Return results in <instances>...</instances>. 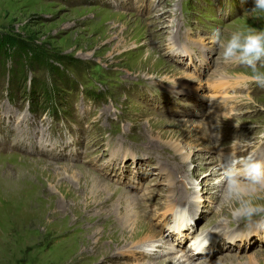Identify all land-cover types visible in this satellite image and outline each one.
Instances as JSON below:
<instances>
[{
	"label": "rangeland",
	"instance_id": "rangeland-1",
	"mask_svg": "<svg viewBox=\"0 0 264 264\" xmlns=\"http://www.w3.org/2000/svg\"><path fill=\"white\" fill-rule=\"evenodd\" d=\"M253 6L0 0V264H158L183 254L192 264H264V232L188 249L201 231L246 225L231 220L214 172L222 156L264 143V89L224 65L208 37L217 27L264 29ZM225 83L240 90L222 111ZM142 231L175 253L138 254Z\"/></svg>",
	"mask_w": 264,
	"mask_h": 264
},
{
	"label": "clouds",
	"instance_id": "clouds-1",
	"mask_svg": "<svg viewBox=\"0 0 264 264\" xmlns=\"http://www.w3.org/2000/svg\"><path fill=\"white\" fill-rule=\"evenodd\" d=\"M247 12L256 18L264 16V0H254ZM208 43L218 49L224 65L247 69L248 83L264 88V29L246 27L226 33L217 27ZM169 83L174 85L175 81ZM213 183L222 187L232 221H242L255 232H264V203L259 202L264 200L260 195L264 193V159L253 152L222 156L219 176ZM204 243L207 245V238Z\"/></svg>",
	"mask_w": 264,
	"mask_h": 264
},
{
	"label": "bare ground",
	"instance_id": "bare-ground-1",
	"mask_svg": "<svg viewBox=\"0 0 264 264\" xmlns=\"http://www.w3.org/2000/svg\"><path fill=\"white\" fill-rule=\"evenodd\" d=\"M203 131V130H202ZM203 133H204V135H205V137H206V133L203 131ZM175 146V149L180 153V155H183V153H182V151H181V148H180V144L179 143H176V144H174ZM207 148V147H206ZM185 155V154H184ZM219 155L221 156V153H219ZM184 157L186 158V156H183V159H184ZM217 172H214L215 174H219V171H220V166H219V168L216 170ZM172 207H174V205L172 206ZM146 214H144V216H145ZM180 220H182V219H180ZM168 225H170V224H168ZM180 225V224H179ZM182 226V225H181ZM163 227H165V226H163ZM141 228H135L133 231H137V230H140ZM165 229L166 230H170V229H168L167 227H165ZM172 230L173 231H171V233L176 237V238H179L181 241V243L183 244L184 242H183V239L182 238H186V236H184L183 234H182V232L183 231H180L177 227H173L172 228ZM179 232L178 234H174V232ZM142 234H144L143 236L144 237H142L143 238V242L142 243H144V245H142L140 248H138V254H146V255H148V256H155V255H157V256H160V255H165V254H173V253H175L174 252V249L173 248H171V247H169L168 245H166V243L164 244V240L161 238V237H159V240L158 239H156L158 236L155 234V233H152V234H145V233H143V231H142ZM181 234V237H179V235ZM133 235V234H132ZM185 235H187V234H185ZM161 238V239H160ZM228 238H229V236H228ZM232 238H234L233 236H232ZM231 238V239H232ZM172 239V241H174L175 243H177V241L174 239V238H171ZM2 242H3V240H1ZM216 241V240H215ZM215 241L212 239V242L210 241V246H211V244L212 243H215ZM146 242H149V243H147L146 244ZM3 244V243H2ZM1 245V244H0ZM2 246V245H1ZM162 247H164V248H167V252L165 253V252H160L159 250H158V248H162ZM156 249H157V252H156V254L154 255L153 253L156 251ZM197 249H200V246L199 247H196L195 249H192L193 250V252H194V250H197ZM206 249V248H205ZM204 248H201V250H205ZM212 249V248H211ZM208 250H210V249H208ZM187 251V250H186ZM129 252H135V251H129ZM194 254H202V253H199V252H194ZM146 257V256H144V257H146V259H148L149 257ZM190 258H192V257H190V255H186V254H183V255H174V256H172L171 258H169V259H167V260H165V261H163L162 263H158V264H169V263H171V264H192V261H190L191 259ZM149 263V262H148ZM155 264V263H154Z\"/></svg>",
	"mask_w": 264,
	"mask_h": 264
},
{
	"label": "trees",
	"instance_id": "trees-1",
	"mask_svg": "<svg viewBox=\"0 0 264 264\" xmlns=\"http://www.w3.org/2000/svg\"><path fill=\"white\" fill-rule=\"evenodd\" d=\"M25 52L27 53V52H28V50L26 49V50H25Z\"/></svg>",
	"mask_w": 264,
	"mask_h": 264
}]
</instances>
